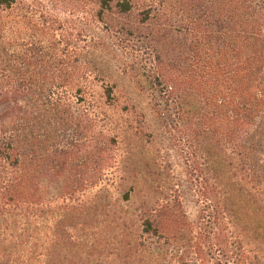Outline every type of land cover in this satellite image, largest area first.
<instances>
[{
  "label": "trees",
  "instance_id": "obj_1",
  "mask_svg": "<svg viewBox=\"0 0 264 264\" xmlns=\"http://www.w3.org/2000/svg\"><path fill=\"white\" fill-rule=\"evenodd\" d=\"M133 15L131 27L106 21ZM151 24L138 48L154 54L156 119L184 130L192 157L208 158L196 223L179 203H98L118 160V137L103 132L109 120L92 101L108 69L99 54ZM167 37L170 59L156 45ZM101 88L111 101L113 86ZM0 184V232L18 233L0 241V264L15 263L10 246L12 256L30 251V264H214L212 250L220 264H256L241 233L259 236L251 219L264 225V0H0Z\"/></svg>",
  "mask_w": 264,
  "mask_h": 264
},
{
  "label": "rangeland",
  "instance_id": "obj_2",
  "mask_svg": "<svg viewBox=\"0 0 264 264\" xmlns=\"http://www.w3.org/2000/svg\"><path fill=\"white\" fill-rule=\"evenodd\" d=\"M58 15L63 20L69 19L64 11H60ZM134 20L133 15L124 18L109 16L106 21L117 27L124 24L131 27ZM157 27L158 25L155 24L139 27L138 32L133 38L131 37V42L113 44L110 49H106V54H99L97 63H103L108 69L104 74L105 82H101L97 76L98 82L93 83L92 101L96 117L98 119L107 117L109 120L104 122L103 132L110 135L109 137H118L111 146L118 160L117 166L110 170L107 176L109 182L105 185H108L106 188L109 192V195L106 194L108 197L103 199V194L97 198L100 205H106L111 210L121 207L131 211L132 208L146 207L147 204L152 203L160 205L167 202H170V205L179 203L189 221L196 223L201 221L200 218L206 212L202 195L205 192L204 185L210 183L209 163L206 156H201L197 152L193 154L195 157H192L191 152L193 153L194 149L191 147L192 144L185 143L184 130L172 128L169 121L156 119L159 117L156 111H162L163 107L157 98L155 76L151 74L154 54L142 53L138 47L146 42L142 37L155 31ZM183 38L184 45L188 47L189 37L184 35ZM156 45L160 50L166 47L167 52L160 51V53L166 55L167 59L174 56L171 53L173 44L170 38L159 39ZM100 67L102 68L101 64ZM111 85L112 100L105 102L101 99V87ZM102 103L105 105H101ZM173 109L174 107H171L168 110L169 116L173 114ZM110 123L113 127H110ZM2 188L3 185L0 184V213L6 203L5 189ZM126 192H130V202H120V197ZM240 216L249 221L245 210ZM2 217L0 215V226ZM8 217L12 222V215ZM121 218V214H115L111 215L108 221H117ZM250 222L262 235L246 238V234L241 233V240L244 245L247 244L245 248L250 252V256L255 255V263L264 264V225L258 226L260 225L258 218L251 219ZM17 235L18 233L10 227L7 232H0V241L4 239L7 244L12 245L17 243L14 240ZM9 248L6 255L10 259L13 258L14 264H30V251L25 250L23 246L15 247L19 253L12 256L13 250ZM209 258L214 264H220L222 259L213 250ZM110 261L109 264L124 262L121 258L113 256ZM191 264L198 263L193 260Z\"/></svg>",
  "mask_w": 264,
  "mask_h": 264
}]
</instances>
